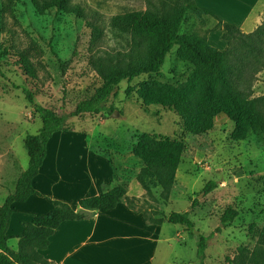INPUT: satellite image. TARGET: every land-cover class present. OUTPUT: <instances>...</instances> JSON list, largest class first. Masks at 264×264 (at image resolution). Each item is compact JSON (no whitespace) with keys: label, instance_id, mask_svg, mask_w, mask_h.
<instances>
[{"label":"rangeland","instance_id":"1","mask_svg":"<svg viewBox=\"0 0 264 264\" xmlns=\"http://www.w3.org/2000/svg\"><path fill=\"white\" fill-rule=\"evenodd\" d=\"M162 1L167 0H66L69 8L92 9L101 15V42L90 46V29L73 10L52 7L39 12L30 0H0V174L7 188L27 167L25 136L36 134L41 127L21 88L32 92L36 104L60 114L72 112L101 85V69L123 70L153 54L140 29L116 19L131 11L158 17ZM192 2L213 16L198 18L188 13L181 32L205 36L209 46L225 50L224 31L217 27L216 18L224 19L212 6L217 0ZM248 22V30L261 25L264 13L260 20L248 17ZM192 71L193 66L178 58L173 48L157 73L121 81L108 98L106 111L70 118L65 132L82 138L76 144L88 145L101 159L110 161L114 179L109 187L123 185L132 208L147 218L187 212L195 229L209 235L226 209L236 210L234 221L214 234L205 251L204 264H228L226 259L236 248L254 246L263 225L264 135L249 133L245 140L236 141L231 136L234 124L222 114L213 119L210 131L191 135L175 113L145 105L139 98L144 90H182ZM236 95L246 101L264 97V68ZM261 106L259 102L256 110H250L254 119L261 117ZM142 133L184 145L167 202L153 179L145 186L136 179L142 163L133 156L132 147ZM58 135L52 138L47 165L55 158L53 145L62 141ZM211 182L215 188L205 194L203 189ZM167 227L169 239L161 240L155 264L179 258L184 264H197V245L191 233L178 224Z\"/></svg>","mask_w":264,"mask_h":264},{"label":"trees","instance_id":"2","mask_svg":"<svg viewBox=\"0 0 264 264\" xmlns=\"http://www.w3.org/2000/svg\"><path fill=\"white\" fill-rule=\"evenodd\" d=\"M30 2L39 12L52 7L56 10H73L76 16L85 19L90 29L89 45L97 46L101 42L103 21L96 11L87 9L85 12V9L78 6L74 10L68 7L66 0ZM161 5L162 12L158 17L131 11L116 19L122 24L140 29L147 43L152 45L153 54L139 64L123 70L101 69V85L91 96L80 100L72 112L60 114L36 104L32 92L21 88L25 99L38 115L41 127L36 134L25 136L27 167L16 179L14 190L7 194L0 205V264H50L45 261L41 251L47 248L50 236L62 222L85 220L97 211L111 210L122 202L135 211L126 197V188L121 184L104 186L100 195L79 200L77 211L67 203L51 200L52 209L48 214L37 215L24 225L23 232L18 236L16 251H11L7 246V229L14 212L11 206L25 202L32 195H38L33 187V179L46 158L51 137L55 133L67 131L66 124L70 118L106 111V102L121 81H131L141 74L157 73L173 48H176L178 58L193 66L187 85L180 91L173 87H165L161 92L140 91L138 94L143 104L172 111L179 117L184 130L191 135L197 136L210 131L213 119L220 114L234 124L231 136L236 141L245 140L249 133L264 135V97L246 101L236 95L264 68V23L252 32L238 36L239 30L235 25L215 17L217 27L224 31L222 39L227 43L225 50L219 51L208 45L205 36L181 32V25L188 13L198 18L204 15L213 16L212 13L197 7L192 0H167L162 1ZM259 102L263 111L260 110L261 117L254 119L250 110H256ZM183 151L182 141L147 133L140 134L132 147L133 156L142 163L136 177L138 183L145 186L148 179H153L160 189L161 199L167 202ZM214 188L215 183H208L203 192L208 194ZM135 212L142 214L149 225L166 222L181 225L189 231L196 240L197 264H204L205 251L214 234L233 222L238 215L236 210L226 209L215 232L204 235L195 229L187 212H171L165 218L155 220L147 218L140 211ZM226 261L228 264H264V217L254 246H239Z\"/></svg>","mask_w":264,"mask_h":264},{"label":"crops","instance_id":"3","mask_svg":"<svg viewBox=\"0 0 264 264\" xmlns=\"http://www.w3.org/2000/svg\"><path fill=\"white\" fill-rule=\"evenodd\" d=\"M262 2L217 0L216 5L212 6L224 22L235 25L241 34H247L257 27L248 30V17L260 20L264 13ZM58 133L62 141L53 145L55 158L48 165L45 158L33 179V187L38 195L11 206L14 212L7 229V246L11 251H16L18 236L23 232L24 225L35 216L50 212L51 200L67 203L77 211L79 200L100 195L102 188L113 182V168L108 160L101 159L88 145L76 144V140L82 141V138L74 133ZM53 136L48 142L47 153ZM15 181L7 188L8 184L3 183L0 174V205L7 194L14 190ZM169 225L166 222L149 225L142 214L122 202L111 210L97 211L85 220L62 222L41 254L50 264H155L161 240L167 242L169 239ZM176 261L168 260L166 264L185 263L182 258Z\"/></svg>","mask_w":264,"mask_h":264}]
</instances>
